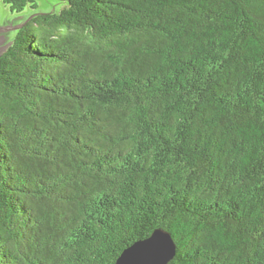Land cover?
Instances as JSON below:
<instances>
[{"label":"trees","instance_id":"obj_1","mask_svg":"<svg viewBox=\"0 0 264 264\" xmlns=\"http://www.w3.org/2000/svg\"><path fill=\"white\" fill-rule=\"evenodd\" d=\"M51 1V2H50ZM0 0V264H264V0Z\"/></svg>","mask_w":264,"mask_h":264},{"label":"water","instance_id":"obj_2","mask_svg":"<svg viewBox=\"0 0 264 264\" xmlns=\"http://www.w3.org/2000/svg\"><path fill=\"white\" fill-rule=\"evenodd\" d=\"M24 24L13 27V30L20 29ZM2 44L10 45L8 34L0 30ZM0 50V54L6 50ZM176 246L169 233L158 229L146 239L137 241L126 248L117 258L115 264H168L175 256Z\"/></svg>","mask_w":264,"mask_h":264},{"label":"rangeland","instance_id":"obj_3","mask_svg":"<svg viewBox=\"0 0 264 264\" xmlns=\"http://www.w3.org/2000/svg\"><path fill=\"white\" fill-rule=\"evenodd\" d=\"M51 2V1H50ZM38 4V12L47 11V7L49 6L48 0H37ZM30 11L25 10L22 13L16 14L11 13L9 8L0 3V30L9 35L10 40L13 37V27H16L23 21L28 15Z\"/></svg>","mask_w":264,"mask_h":264},{"label":"flooded vegetation","instance_id":"obj_4","mask_svg":"<svg viewBox=\"0 0 264 264\" xmlns=\"http://www.w3.org/2000/svg\"><path fill=\"white\" fill-rule=\"evenodd\" d=\"M3 41H4L3 39H0V50L6 48V46L8 45V44H2Z\"/></svg>","mask_w":264,"mask_h":264}]
</instances>
